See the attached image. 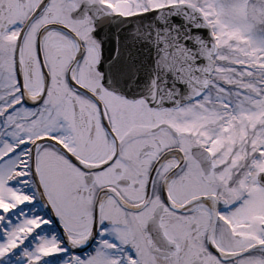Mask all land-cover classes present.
Here are the masks:
<instances>
[{"label":"snow or ice","instance_id":"snow-or-ice-1","mask_svg":"<svg viewBox=\"0 0 264 264\" xmlns=\"http://www.w3.org/2000/svg\"><path fill=\"white\" fill-rule=\"evenodd\" d=\"M0 264H264V0H0Z\"/></svg>","mask_w":264,"mask_h":264}]
</instances>
